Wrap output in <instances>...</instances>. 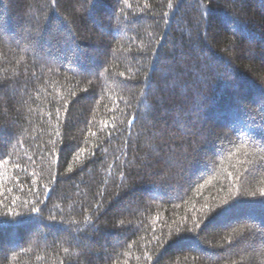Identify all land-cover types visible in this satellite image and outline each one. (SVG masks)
<instances>
[{
	"label": "trees",
	"instance_id": "obj_1",
	"mask_svg": "<svg viewBox=\"0 0 264 264\" xmlns=\"http://www.w3.org/2000/svg\"><path fill=\"white\" fill-rule=\"evenodd\" d=\"M0 264H264V0H0Z\"/></svg>",
	"mask_w": 264,
	"mask_h": 264
},
{
	"label": "snow or ice",
	"instance_id": "obj_2",
	"mask_svg": "<svg viewBox=\"0 0 264 264\" xmlns=\"http://www.w3.org/2000/svg\"><path fill=\"white\" fill-rule=\"evenodd\" d=\"M135 119V117L133 118V120ZM33 211H37V209H33ZM177 231H179V229H177Z\"/></svg>",
	"mask_w": 264,
	"mask_h": 264
}]
</instances>
